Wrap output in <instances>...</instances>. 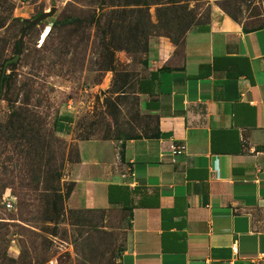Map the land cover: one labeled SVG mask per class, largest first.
Segmentation results:
<instances>
[{"label": "crops", "instance_id": "0c3cea01", "mask_svg": "<svg viewBox=\"0 0 264 264\" xmlns=\"http://www.w3.org/2000/svg\"><path fill=\"white\" fill-rule=\"evenodd\" d=\"M136 93L154 120L133 137L73 139L57 118L77 153L69 203L121 220L118 264H264V0H210L149 48Z\"/></svg>", "mask_w": 264, "mask_h": 264}, {"label": "rangeland", "instance_id": "374dc122", "mask_svg": "<svg viewBox=\"0 0 264 264\" xmlns=\"http://www.w3.org/2000/svg\"><path fill=\"white\" fill-rule=\"evenodd\" d=\"M209 2L0 0V264H118L121 220L69 203L72 138L145 133L136 84L148 50L179 43ZM61 114L72 138L56 131Z\"/></svg>", "mask_w": 264, "mask_h": 264}, {"label": "water", "instance_id": "95a60500", "mask_svg": "<svg viewBox=\"0 0 264 264\" xmlns=\"http://www.w3.org/2000/svg\"><path fill=\"white\" fill-rule=\"evenodd\" d=\"M53 12H54V7L50 8V10H48V11L43 12L42 14H39L36 18H34L33 20H31L26 26H24V27L22 28L21 33H20L19 44H20V42H21V39H22V37H23L25 31H26L28 28H30L31 26L37 24L39 21H41L42 19L46 18L47 16H49V15L52 14ZM15 58H16V56H14L13 59H15ZM7 61H8V60H6V62H7ZM6 62H5V65H6ZM5 65H4V67H5Z\"/></svg>", "mask_w": 264, "mask_h": 264}, {"label": "trees", "instance_id": "16d2710c", "mask_svg": "<svg viewBox=\"0 0 264 264\" xmlns=\"http://www.w3.org/2000/svg\"><path fill=\"white\" fill-rule=\"evenodd\" d=\"M180 41H181V40H180ZM180 41H179V42H180ZM176 44H177V43H176ZM147 117L149 118V116H147ZM150 119H153V118L151 117ZM153 120H154V119H153ZM134 135L136 136V135H139V134H134ZM134 135H131V136L133 137ZM151 135H152V136H156L157 133H156V132H152ZM128 137H130V136H128ZM83 138H87V137H83ZM104 138H105V137H104ZM78 139H80V138H78ZM75 149H76V147H75ZM76 157H77V153H76Z\"/></svg>", "mask_w": 264, "mask_h": 264}, {"label": "bare ground", "instance_id": "6f19581e", "mask_svg": "<svg viewBox=\"0 0 264 264\" xmlns=\"http://www.w3.org/2000/svg\"><path fill=\"white\" fill-rule=\"evenodd\" d=\"M48 29H49V28L47 27V28L45 29V32H47V31H48Z\"/></svg>", "mask_w": 264, "mask_h": 264}, {"label": "built area", "instance_id": "2783aa9c", "mask_svg": "<svg viewBox=\"0 0 264 264\" xmlns=\"http://www.w3.org/2000/svg\"><path fill=\"white\" fill-rule=\"evenodd\" d=\"M172 148H173V146H172ZM174 149V148H173ZM7 205H11L10 203H8Z\"/></svg>", "mask_w": 264, "mask_h": 264}]
</instances>
